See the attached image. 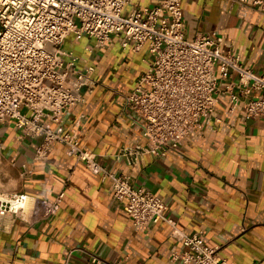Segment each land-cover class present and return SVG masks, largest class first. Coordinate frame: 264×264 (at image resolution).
<instances>
[{
    "label": "crops",
    "instance_id": "crops-1",
    "mask_svg": "<svg viewBox=\"0 0 264 264\" xmlns=\"http://www.w3.org/2000/svg\"><path fill=\"white\" fill-rule=\"evenodd\" d=\"M162 1L130 0L125 12ZM182 7L187 36L217 31L224 48L232 47L245 66L264 72V14L235 0H182ZM121 39L113 35L92 51L94 38L65 40L63 49L76 56V69L93 66L96 80L94 91L85 92L86 102L68 111L65 121L75 127L84 114L79 127L84 149L110 170L129 173L135 186L162 196L173 223L135 224L113 198L110 180L76 162L65 145L35 160L39 139L0 123V192L32 196L24 212L0 224V264H93L94 255L100 264H181V256H173L186 250L182 234L199 231L230 264H264V120L247 118L243 102L221 96L214 117L179 151L144 155L132 165L125 157L117 160L121 146L146 142L124 99L152 59L146 46L134 52ZM61 192L58 212L43 216L40 200L54 201Z\"/></svg>",
    "mask_w": 264,
    "mask_h": 264
},
{
    "label": "built area",
    "instance_id": "built-area-1",
    "mask_svg": "<svg viewBox=\"0 0 264 264\" xmlns=\"http://www.w3.org/2000/svg\"><path fill=\"white\" fill-rule=\"evenodd\" d=\"M264 14V0H235ZM130 0H0V123H11L24 136L39 139L35 160H45L51 147L63 144L76 162L84 163L102 180L133 222L144 228L165 220L168 206L162 196L135 186L129 173L110 170L97 154L84 149L77 126H68V111L86 102L96 80L93 66L76 69V56L63 49L69 36L95 39L100 48L113 35L122 36L124 48L137 52L147 47L152 59L124 108L137 117L144 144L123 145L114 157L136 164L140 157H166L179 151L205 119L214 117L221 96L243 102L247 118L264 120V72L245 66L232 47L224 48L217 31L193 38L185 32L182 0H163L152 7H134ZM70 60H69V59ZM219 121V118L216 117ZM64 197L40 200L43 216L58 212ZM32 198L20 192H0V224L8 215H20L13 202ZM34 199V198H33ZM36 201V200H35ZM186 250L175 253L181 264H230L219 256V246L205 243V233L182 234ZM93 264L101 259L94 255Z\"/></svg>",
    "mask_w": 264,
    "mask_h": 264
},
{
    "label": "bare ground",
    "instance_id": "bare-ground-1",
    "mask_svg": "<svg viewBox=\"0 0 264 264\" xmlns=\"http://www.w3.org/2000/svg\"><path fill=\"white\" fill-rule=\"evenodd\" d=\"M30 200H31V198H27L25 201L13 202V204H14V207H16L17 210H22V208H23V212H24V210L29 205Z\"/></svg>",
    "mask_w": 264,
    "mask_h": 264
}]
</instances>
